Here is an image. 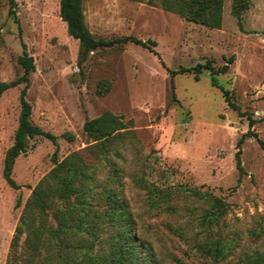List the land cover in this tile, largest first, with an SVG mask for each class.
Wrapping results in <instances>:
<instances>
[{
    "label": "rangeland",
    "instance_id": "374dc122",
    "mask_svg": "<svg viewBox=\"0 0 264 264\" xmlns=\"http://www.w3.org/2000/svg\"><path fill=\"white\" fill-rule=\"evenodd\" d=\"M15 1L18 22L10 14L9 0H2L0 10V81L23 73L19 57L25 43L35 65L27 92L32 122L59 139L55 144L46 137L33 138L14 164L12 175L19 188L9 185L5 158L19 123L23 85L1 96L0 264L10 263L22 211L33 188L54 167V152L61 160L84 151L92 143L85 121L105 111L122 115L134 132L120 148L117 162L137 232L152 248L149 264H243L263 255L264 0H250L241 24L233 14L234 0H224L220 28L182 17V0H83L86 23L95 37L134 35L157 44L156 52L134 43L99 49L82 63L80 41L69 34L60 16L61 0ZM231 57L228 71L216 79L240 113L212 84L209 70L198 80L192 71L171 74L207 60L220 68ZM66 132L74 140L62 137ZM245 133L241 172L235 155ZM143 172L161 186H196L223 197L228 211L218 232L234 240L232 253L218 261L200 255L189 241L204 244L219 237L200 224L209 204L189 194L176 199L175 210L161 205L157 209L136 183ZM24 239L25 234L20 245Z\"/></svg>",
    "mask_w": 264,
    "mask_h": 264
},
{
    "label": "trees",
    "instance_id": "16d2710c",
    "mask_svg": "<svg viewBox=\"0 0 264 264\" xmlns=\"http://www.w3.org/2000/svg\"><path fill=\"white\" fill-rule=\"evenodd\" d=\"M9 2L10 14L18 22L14 7L16 1ZM181 2L179 12L182 17L211 28L221 27L224 0ZM249 6L250 0H234L233 14L239 24ZM1 7L2 0L0 10ZM60 16L66 21L69 34L80 41V63L96 50L124 46L127 43L155 51L156 41L143 40L134 35L111 39L95 37L86 23L83 0H61ZM1 35L0 25V37ZM23 48V54L19 57L23 73L12 81H0V98L9 89L23 85L19 123L4 167L6 181L14 188H19L12 175L15 161L27 152L31 140L42 136L58 144L59 139L56 134L32 122V104L27 99V92L35 65L25 43ZM233 60L234 57H231L220 68L207 60L190 68L172 71L171 74L174 76L177 72L192 71L198 80L205 70H209L212 84L222 90L228 106L240 113L239 106L231 100L229 91L218 85L216 79L217 74L228 71ZM109 87L108 82L104 89L108 90ZM130 123L120 114L105 111L85 121L84 131L92 143L84 151H74L61 160L57 150L54 152V167L33 188L24 206L13 239L9 264H149L154 259L150 243L137 232V218L124 194L123 171L117 162V158L122 157L120 148H124L131 139L129 137L134 136L133 130L129 129ZM246 136L245 133L238 140L235 155L241 172L242 144ZM62 137L74 140V135L70 132L64 133ZM101 174H104L103 178H100ZM136 183L146 192L148 203L157 209L161 205L163 210H175L176 199L189 194L208 203L200 224L210 232L220 230V221L228 211V202L223 197L204 192L196 186H161L151 181L144 172L136 179ZM167 227L185 238L181 230H176L171 224ZM218 233V238L209 239L204 244L188 243L200 255L216 261L222 260L232 253L234 240H225ZM23 234L25 239L20 245ZM179 264L185 263L179 261ZM243 264H264V254L250 258Z\"/></svg>",
    "mask_w": 264,
    "mask_h": 264
}]
</instances>
